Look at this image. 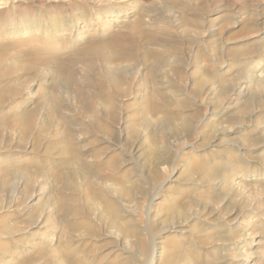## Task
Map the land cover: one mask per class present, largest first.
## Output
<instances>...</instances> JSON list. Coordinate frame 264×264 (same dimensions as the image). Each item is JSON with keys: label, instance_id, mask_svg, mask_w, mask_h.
<instances>
[{"label": "rangeland", "instance_id": "1", "mask_svg": "<svg viewBox=\"0 0 264 264\" xmlns=\"http://www.w3.org/2000/svg\"><path fill=\"white\" fill-rule=\"evenodd\" d=\"M263 65L264 0H0V264H264Z\"/></svg>", "mask_w": 264, "mask_h": 264}, {"label": "bare ground", "instance_id": "2", "mask_svg": "<svg viewBox=\"0 0 264 264\" xmlns=\"http://www.w3.org/2000/svg\"><path fill=\"white\" fill-rule=\"evenodd\" d=\"M132 4V3H131ZM3 7V6H2ZM1 7V8H2ZM113 8V7H112ZM115 10V9H114ZM122 16H124V14H118L117 16H115V18L114 19H112V20H114V22L115 21H119V20H123L124 18H122ZM21 19H25V17L23 16V15H14V16H12V21H14V22H19V21H21ZM261 68H264V65L261 67ZM258 76V75H257ZM68 77V76H67ZM246 83V82H245ZM238 86H239V84H238ZM246 84L245 85H243V84H241V86H239L238 88H237V90H236V92H235V100H238L239 101V99H241V97H243V96H247L248 95V92L246 91ZM248 88H249V86H248ZM253 95V94H252ZM252 99V98H251ZM246 101V100H245ZM245 103V102H244ZM261 145V144H260ZM262 146L264 147V143L262 144ZM251 148V147H250ZM255 149V148H254ZM247 172V171H246ZM245 177H246V184H248V183H250V182H252L251 184H253L254 186H255V184H258V183H263V184H261V185H257V186H259L260 187V190H262L263 191V194H264V171H262L261 170V172H258V173H250V172H247V174L245 175ZM216 181V180H215ZM259 181V182H258ZM253 182H256L255 184L253 183ZM244 187H245V185H244ZM247 187V186H246ZM250 187V186H249ZM254 188V187H253ZM213 196V195H212ZM257 200V199H256ZM231 211H233V213L234 212H236V209L235 210H231ZM9 262V261H8ZM8 262H6V264H8ZM255 262V261H254Z\"/></svg>", "mask_w": 264, "mask_h": 264}]
</instances>
